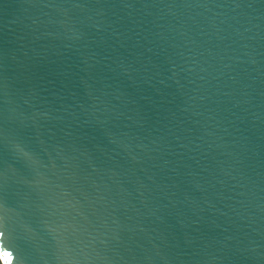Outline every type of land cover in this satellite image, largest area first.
Instances as JSON below:
<instances>
[{
  "label": "water",
  "instance_id": "obj_1",
  "mask_svg": "<svg viewBox=\"0 0 264 264\" xmlns=\"http://www.w3.org/2000/svg\"><path fill=\"white\" fill-rule=\"evenodd\" d=\"M0 259L264 264V0H0Z\"/></svg>",
  "mask_w": 264,
  "mask_h": 264
},
{
  "label": "trees",
  "instance_id": "obj_2",
  "mask_svg": "<svg viewBox=\"0 0 264 264\" xmlns=\"http://www.w3.org/2000/svg\"><path fill=\"white\" fill-rule=\"evenodd\" d=\"M0 264H3L2 261H1V259H0Z\"/></svg>",
  "mask_w": 264,
  "mask_h": 264
},
{
  "label": "snow or ice",
  "instance_id": "obj_3",
  "mask_svg": "<svg viewBox=\"0 0 264 264\" xmlns=\"http://www.w3.org/2000/svg\"><path fill=\"white\" fill-rule=\"evenodd\" d=\"M5 255H7V254H5Z\"/></svg>",
  "mask_w": 264,
  "mask_h": 264
}]
</instances>
